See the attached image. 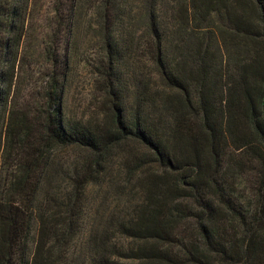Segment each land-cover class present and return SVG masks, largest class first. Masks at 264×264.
<instances>
[{"label":"trees","instance_id":"16d2710c","mask_svg":"<svg viewBox=\"0 0 264 264\" xmlns=\"http://www.w3.org/2000/svg\"><path fill=\"white\" fill-rule=\"evenodd\" d=\"M28 3L0 0V264H264V0H67L105 53L76 122L67 56L16 110Z\"/></svg>","mask_w":264,"mask_h":264},{"label":"rangeland","instance_id":"374dc122","mask_svg":"<svg viewBox=\"0 0 264 264\" xmlns=\"http://www.w3.org/2000/svg\"><path fill=\"white\" fill-rule=\"evenodd\" d=\"M66 4L67 0H29L28 3L26 36L13 90L18 103L16 110L30 119L50 111L46 98L57 82L63 80L61 68L66 56L68 68L63 84L66 118L73 122L91 119L104 99L99 63L105 53L91 5L80 6L77 22L70 28ZM50 149L54 153L61 151L55 144Z\"/></svg>","mask_w":264,"mask_h":264}]
</instances>
